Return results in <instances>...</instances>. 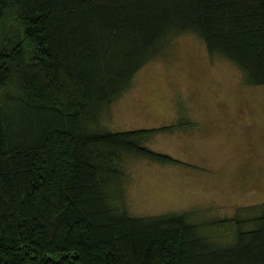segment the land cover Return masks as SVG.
Masks as SVG:
<instances>
[{"label":"trees","instance_id":"trees-1","mask_svg":"<svg viewBox=\"0 0 264 264\" xmlns=\"http://www.w3.org/2000/svg\"><path fill=\"white\" fill-rule=\"evenodd\" d=\"M180 33L264 85V0H0V264H264V202L128 211L120 159L178 162L147 142L182 126L100 119Z\"/></svg>","mask_w":264,"mask_h":264},{"label":"rangeland","instance_id":"rangeland-1","mask_svg":"<svg viewBox=\"0 0 264 264\" xmlns=\"http://www.w3.org/2000/svg\"><path fill=\"white\" fill-rule=\"evenodd\" d=\"M10 25L6 20L1 32ZM167 39L100 119L114 132L182 126L147 142L178 162L120 159L128 211L188 212L189 220L202 221L263 203L264 85L246 83L232 62L209 53L191 33Z\"/></svg>","mask_w":264,"mask_h":264}]
</instances>
